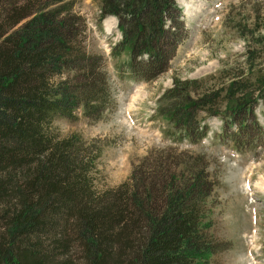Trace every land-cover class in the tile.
<instances>
[{"label": "trees", "instance_id": "obj_1", "mask_svg": "<svg viewBox=\"0 0 264 264\" xmlns=\"http://www.w3.org/2000/svg\"><path fill=\"white\" fill-rule=\"evenodd\" d=\"M32 1L0 0V264H211L226 243L211 234L215 184L204 160L170 147L175 154L146 156L127 181L100 191L89 175L99 153L53 129L81 107L99 120L109 73L72 3ZM101 10L118 18L112 54L129 56L119 71L133 80L165 72L188 36L176 0H102ZM224 79L209 89L205 78L176 79L159 114L192 144L209 133L204 112L239 150L263 146L255 107L264 72Z\"/></svg>", "mask_w": 264, "mask_h": 264}, {"label": "rangeland", "instance_id": "obj_2", "mask_svg": "<svg viewBox=\"0 0 264 264\" xmlns=\"http://www.w3.org/2000/svg\"><path fill=\"white\" fill-rule=\"evenodd\" d=\"M45 2L48 0H33L32 4L40 7ZM65 2L72 3L73 11L84 18L88 51L105 58L110 99L99 120L86 117L81 107L75 120L61 118L52 127L62 138L77 134L99 153L96 169L89 173L96 189L117 188L134 169L147 164L146 156L161 151L175 154L170 147L204 160L215 184L209 199L211 234L226 243L211 264H264V145L250 151L237 149L221 136L223 121L204 112L200 118L208 123L209 134L192 144L159 114L161 97L176 79L205 78L204 88L209 89L220 85L224 76L264 72V0H177L188 36L178 46L169 68L151 81L119 74L128 55L112 54L122 35L115 27L117 19L113 22L102 17V0ZM105 26L108 31L115 28L107 34ZM255 109L264 128V102ZM72 264L84 262L74 256Z\"/></svg>", "mask_w": 264, "mask_h": 264}, {"label": "bare ground", "instance_id": "obj_3", "mask_svg": "<svg viewBox=\"0 0 264 264\" xmlns=\"http://www.w3.org/2000/svg\"><path fill=\"white\" fill-rule=\"evenodd\" d=\"M186 6H187V4H186ZM110 29H111V26L109 27ZM249 184L248 183H246V190H249ZM256 187H258V186H256Z\"/></svg>", "mask_w": 264, "mask_h": 264}]
</instances>
